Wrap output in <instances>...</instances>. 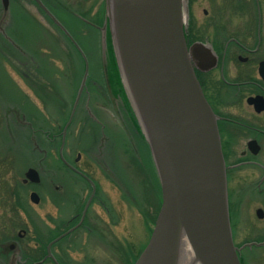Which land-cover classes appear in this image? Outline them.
Listing matches in <instances>:
<instances>
[{"label": "rangeland", "instance_id": "rangeland-1", "mask_svg": "<svg viewBox=\"0 0 264 264\" xmlns=\"http://www.w3.org/2000/svg\"><path fill=\"white\" fill-rule=\"evenodd\" d=\"M54 1L46 0L51 10L48 9L57 15L63 23L56 18L77 41L89 67L75 114L65 133L63 156L65 154L72 161L79 155L78 165L88 171L98 188L82 226L63 239L55 247V252L63 264H134L153 230L161 205V189L159 186L160 194L150 191L149 175L145 171L152 160L148 152L145 155L149 161L145 158L143 152L146 150L137 138L138 132L143 135L142 130L120 77L116 59L113 62L110 58V52L113 55L114 52L109 29L106 28V48L102 41L103 32L98 29L103 27L105 17L100 22L96 14L101 9V3L105 9V0H58L80 21L82 18L93 21L94 26L85 22L88 27L82 23L75 25L64 9L55 8L57 1ZM205 3H197L201 4L199 10L205 7ZM2 10L0 0V18ZM25 10L47 29L46 33H41L37 27L35 29L33 24L23 22L21 16L26 14ZM10 18L9 31L13 32L15 28L19 32L18 40L26 41L22 35L28 31L34 39L33 36L28 37L30 40L26 41V45L30 49L41 48L49 52L46 54L48 60L50 57L47 65L56 76L50 79H55L58 92L51 93L48 88L47 92H42V88H36V83L31 81V58L24 56V60H19L10 52L8 42L0 37V228L24 229L28 231L29 244L37 241V244L46 245L53 237L63 233L62 230L74 224V218L80 217L90 198V187L67 175L56 160L59 159L63 132L85 66L83 72L79 70L76 57L67 54L72 44L70 40L62 38L50 26L31 0H9L8 15L0 36L4 35ZM54 35L61 37L62 44ZM52 98L56 100L55 103ZM59 132L61 136L57 135ZM258 158V162L264 165V149ZM136 160L143 162L144 170L136 164ZM28 168L39 172V184L22 181ZM233 175L238 177L236 187L232 185V199L238 202L231 224L234 244L242 247L248 243H262L264 170L243 167ZM55 185L63 186L59 192L65 188L66 199L70 201L60 211L50 204V199H62V195L60 197L53 192ZM31 192L39 196L38 204L30 201ZM16 194L20 207L17 211L14 210ZM259 209L263 212L262 218L257 216ZM4 233L8 239L7 245L13 243L12 236L17 232ZM241 259L243 264H264V246L244 248Z\"/></svg>", "mask_w": 264, "mask_h": 264}, {"label": "water", "instance_id": "water-1", "mask_svg": "<svg viewBox=\"0 0 264 264\" xmlns=\"http://www.w3.org/2000/svg\"><path fill=\"white\" fill-rule=\"evenodd\" d=\"M37 6L70 39L85 70L65 126L70 125L88 76L87 58L68 30L41 0ZM2 0L0 30L8 15ZM187 0H105L102 41L108 27L125 90L148 144L161 189V205L149 241L134 264H182L183 235L198 264H242L232 236L227 168L217 116L208 104L191 65L185 40ZM26 179L38 183L30 168ZM80 222L54 241L71 233ZM30 200L39 202L33 192ZM262 218L263 212L257 210ZM50 250L48 253L50 255Z\"/></svg>", "mask_w": 264, "mask_h": 264}, {"label": "flooded vegetation", "instance_id": "flooded-vegetation-1", "mask_svg": "<svg viewBox=\"0 0 264 264\" xmlns=\"http://www.w3.org/2000/svg\"><path fill=\"white\" fill-rule=\"evenodd\" d=\"M199 1L206 2L202 10H199ZM185 19V40L191 65L208 104L217 116L227 168L232 224L238 203L232 199V185L236 187L238 183V177L233 174L243 167L264 170V165L258 162V156L264 149V0H188ZM58 157V165L67 175L90 187V196L94 190V200L98 191L96 181L93 182L94 178L88 171L78 165L80 156L71 161L64 154L66 162L61 160L59 153ZM22 181L30 184L25 176ZM60 187L63 186L55 185L53 192L60 197L62 195V199H50V204L58 211L70 202L66 199L65 188L59 192ZM15 196L14 210L17 211L20 207L18 195ZM82 213L74 218L73 225L61 232L65 233L77 225ZM14 228H0V264H63L55 247L70 234L49 247L63 233L46 245L37 244V241L31 245L27 241L28 231H15ZM4 232H17L12 236L13 243L7 245Z\"/></svg>", "mask_w": 264, "mask_h": 264}, {"label": "trees", "instance_id": "trees-1", "mask_svg": "<svg viewBox=\"0 0 264 264\" xmlns=\"http://www.w3.org/2000/svg\"><path fill=\"white\" fill-rule=\"evenodd\" d=\"M31 1L36 6L35 2L33 0H31ZM55 1H57V3ZM55 1H54L55 2V4H54L55 8L56 9L57 8L64 9L72 17V19L74 20V24L75 25L79 26L82 23V24L86 25V27H88V24H86L83 20L80 21L79 17L74 12H72L70 9H68L66 6H64L58 0H55ZM43 2L48 7V3L46 2V0H43ZM48 8L50 9V7H48ZM38 10L40 11V13H42L44 15V17L46 18V20L48 21L50 26L53 27L56 31H58V33L61 35L62 38L64 37L66 39L67 37L57 28V26H55L53 24V22L42 12V10L39 9V8H38ZM25 12H26V14H22L23 16H21V18H23V22L24 23L33 24L35 29H36V27L40 29L39 31H41V33L42 32L43 33L47 32V29L44 26H42V24L32 14H30L27 10H25ZM55 16L57 17V15H55ZM80 16H82V15H80ZM96 17H97V20H99L100 22L103 21V19L105 17V9H104L103 3H101V9H98ZM92 22L93 21H91L90 23H92ZM10 23H11V18L9 19V24L7 25V27L5 26L4 32H5L6 37H8L11 40V43L5 38V35L1 34V36H0V37L4 38L8 42L10 52L11 53L13 52L12 54L16 55L19 60H24L23 59L24 56H28L29 58H31L30 62L33 64V72L31 71V69H29V70L31 71L30 72L31 77H32L31 81H34L36 83V84H34L36 88H38V89L42 88L41 89L42 92H47V88H48L49 92L57 93L58 92L57 83L54 82L55 79L53 81L50 79L51 76H53V75L56 78V76L54 74L55 72H53V69H50L51 67H49L47 65V63H49L48 61L50 60V57H49V60H48L46 54H49V52H47L46 50H43L41 48H40V50L37 49V48L30 49L29 46L26 45L27 44L26 41L30 40V39H28V37L33 36V35L30 32L27 31L25 34L22 35V39L26 38V41H25V39L22 40V41L18 40V38H20L19 37V32H16L15 28H14L13 32L9 31L8 26L10 25ZM89 25H91V24H89ZM14 32H16L18 36L15 35ZM40 36H41V34H40ZM54 36H55L54 38L56 40H58L59 44H62L61 43L62 42L61 37H59L58 35H54ZM33 39H34V36H33ZM12 43H13V45H12ZM70 44H71V42H70ZM69 47L70 48H68V50H67L68 51L67 52L68 56L69 57H73V56L76 57L75 61H77L79 63V70L83 72V69H84V60H83V58L80 56L79 52L76 50V48L72 44ZM87 56L89 57L88 52H87ZM110 58H111V60L113 59V62L115 61V58H114V55L112 54V52H110ZM34 63H35V66H34ZM33 74H35V76ZM29 76L30 75H28V78H30ZM89 81H90V79H88V83H89ZM31 87L33 88V86H31ZM43 96H45V95H43ZM52 99H53V102L55 103L56 100L54 98H52ZM57 101H59V100H57ZM60 131H61V129H60ZM57 135L61 136V132H59V134H57ZM52 137L55 138V135L52 134ZM137 138L139 139L140 142H142V148L146 150V152L145 151L144 152L142 151V152L144 153V155H145V153L147 154L146 142L144 140L143 135L140 132H138ZM145 158H146V160L148 159L147 156ZM148 161H149V159H148ZM136 164H138L139 167L142 170H144L143 162L141 160L140 161L136 160ZM153 167H154L153 164L148 162L147 172L145 171V173L149 175V177H148V179H149L148 181H149V184H150L149 188H150V191L152 192V194H153V192L155 193V191H158V194H160V192H159V183H158V180H157V175H156L155 169Z\"/></svg>", "mask_w": 264, "mask_h": 264}, {"label": "bare ground", "instance_id": "bare-ground-1", "mask_svg": "<svg viewBox=\"0 0 264 264\" xmlns=\"http://www.w3.org/2000/svg\"><path fill=\"white\" fill-rule=\"evenodd\" d=\"M182 249H181V254H182V264H198L194 262L193 259V253L191 251V248L186 240V238L182 235L180 237Z\"/></svg>", "mask_w": 264, "mask_h": 264}]
</instances>
